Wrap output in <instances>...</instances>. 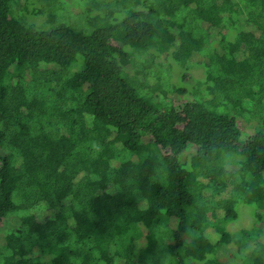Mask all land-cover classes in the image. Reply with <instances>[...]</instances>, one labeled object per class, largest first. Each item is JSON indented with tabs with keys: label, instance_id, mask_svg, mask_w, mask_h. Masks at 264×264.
<instances>
[{
	"label": "trees",
	"instance_id": "1",
	"mask_svg": "<svg viewBox=\"0 0 264 264\" xmlns=\"http://www.w3.org/2000/svg\"><path fill=\"white\" fill-rule=\"evenodd\" d=\"M82 1L84 28L38 29L0 0V264H264V0ZM150 51L181 80L204 59L179 107Z\"/></svg>",
	"mask_w": 264,
	"mask_h": 264
},
{
	"label": "rangeland",
	"instance_id": "2",
	"mask_svg": "<svg viewBox=\"0 0 264 264\" xmlns=\"http://www.w3.org/2000/svg\"><path fill=\"white\" fill-rule=\"evenodd\" d=\"M50 0H19L18 4L20 8H15V18L20 19L28 25H32L35 28L49 29L57 24L63 23L67 26L73 27L74 29L84 28L86 25V17L83 12L84 4L82 0H56V4L48 3ZM60 2V8L56 9V5ZM12 10V9H11ZM82 11V12H81ZM12 12V11H11ZM54 17V19H51ZM243 24L238 23L236 31L242 30ZM155 53L153 51L148 52L146 55L136 54L135 59L138 62H144V60H149L152 58L154 64H161L162 68H153L152 71H146L145 80L149 85L156 83V74L161 77V83L165 84L167 89L171 85H176V87H182L186 90L185 94L175 93L174 91H167L168 97L175 107H179L184 103L188 97L189 91L194 89L197 84V81H202L204 79V69L202 67V61L204 60L201 56L193 54L191 58L186 62L185 68L189 73V76L185 80L180 79L181 71L175 67L170 60L165 58L166 54H158L157 57L153 58ZM80 56H77V62H80ZM170 62V63H169ZM173 65L172 68L168 69L167 64ZM46 69H57L54 66H44ZM180 68V67H179ZM160 69V70H158ZM80 70V65L74 64L67 69H64V72L71 74L75 71ZM197 87V86H196ZM157 99L161 98L160 94H157ZM236 125L241 131V140H245L248 136L253 134V128L256 125V121L249 119L248 117H242L236 119ZM196 147L190 146L187 150L182 152L179 156V161L183 164L185 163L190 156L194 155ZM226 161L233 160V157H226ZM228 168L234 170V164L229 163ZM210 191L207 192L208 196ZM220 198V197H219ZM255 208L252 205H247L240 203L236 207L238 217L235 221H231L227 224L226 229L231 233H237L241 230L249 229L252 227L255 221ZM38 214L39 219H42L43 216L50 215V210L46 206H41L36 209L35 212ZM14 221H4L2 223V228L11 226ZM174 223V222H173ZM172 223V225H173ZM185 239V238H184ZM261 241L264 242V238H261ZM235 247L233 245H228L227 248L223 249L219 253L218 259L223 260L227 259L229 253L235 252ZM231 262V259H229ZM194 264H202L195 262Z\"/></svg>",
	"mask_w": 264,
	"mask_h": 264
}]
</instances>
